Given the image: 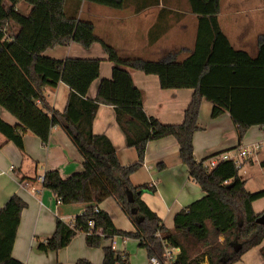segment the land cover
I'll use <instances>...</instances> for the list:
<instances>
[{"label": "trees", "instance_id": "1", "mask_svg": "<svg viewBox=\"0 0 264 264\" xmlns=\"http://www.w3.org/2000/svg\"><path fill=\"white\" fill-rule=\"evenodd\" d=\"M23 1L30 7L27 15L17 11L18 0H0V109L17 121V125L11 126L0 118V135L23 152L26 133L46 144L51 129L60 128L80 155L82 171L66 179L56 170L48 171L42 177V185L62 205L86 206L81 215L69 222L57 219L52 236L40 242L37 249L44 254L58 252L81 233L88 248L102 249L101 264H128L126 254L111 246H101L103 241L118 236L137 241L148 260L156 257L162 262L164 243L180 250L173 264H235L261 245L264 226L256 223L260 215L253 212L252 203L264 197V189L248 191L233 161H219L211 170L204 168V162L236 151L251 127L264 128V36L258 39L257 56L251 58L234 50L221 32L220 0H186L196 19L190 55L183 61L123 59L97 39L91 22L77 19V10L85 1L118 11L123 9L125 0ZM70 43L85 49L100 43L113 64L111 79L100 82L94 100L87 99V92L99 77V60L61 61L43 56L49 49ZM126 68L156 76L162 90H192L183 122L166 126L148 117L141 92L133 85ZM59 83L70 90L66 106L62 113H48L44 89L55 88ZM203 101L212 104V119L229 114L238 145L197 162L193 135L199 130L197 121ZM101 105L113 108L126 147L137 154V162L129 167L120 165L106 136L93 133V121ZM167 137L177 142L181 163L204 194L174 215L171 229L165 228L141 200L143 193L152 194L154 189L134 186L130 181L131 175L143 166L147 144ZM260 166L264 168V161ZM108 199L133 224L134 232L118 230L106 212H95ZM25 208L19 197L12 196L0 209V264H22L11 254ZM89 222L93 228L86 234ZM97 229H101L103 238L95 234ZM237 245L240 250L234 252ZM261 255L264 259V248ZM75 264L92 263L78 259Z\"/></svg>", "mask_w": 264, "mask_h": 264}, {"label": "crops", "instance_id": "2", "mask_svg": "<svg viewBox=\"0 0 264 264\" xmlns=\"http://www.w3.org/2000/svg\"><path fill=\"white\" fill-rule=\"evenodd\" d=\"M250 1L220 0L218 23L234 50L255 58L258 39L264 36V4L262 0H257L255 7L246 8ZM181 4L185 5L186 1L125 0L123 9L116 11L100 6L93 8L82 1L77 10V19L87 21L86 19L94 18V35L112 47L123 59L183 61L194 48L196 19L186 6L181 12L178 7ZM16 9L22 15H27L30 11L23 0L17 2ZM43 56L61 61L67 58L99 60V77L89 87V100L95 99L102 80L111 79L113 64L108 61L100 43H95L88 49L70 43L49 49ZM125 70L135 88L141 92L143 110L148 117L166 126L180 125L183 122L192 90H162L156 76L129 68ZM69 91L63 83L55 88L44 89L48 113L63 112ZM212 107L207 101H203L200 107L197 121L199 130L193 135V155L197 162L238 145L236 128L229 114L223 113L212 119ZM0 118L11 126L17 125V121L3 109H0ZM92 130L95 135H104L109 139L123 168L137 162L135 150L126 147L125 137L116 124L112 107H99ZM253 145L259 147L257 154L253 158L242 160V167L238 172L250 192L264 189V168L260 166L264 161V128L251 127L239 148H250ZM230 155H235V152H230ZM53 170L58 171L62 179L82 171L80 155L60 128L51 129L46 144L31 133H26L23 137V152L12 143H7L0 135V209L12 196L19 197L26 204L20 215L11 254L13 259L22 264H75L78 259L101 264L102 249L88 248L85 245V235L81 233L58 252L44 254L37 249L40 242L52 236L57 219L69 222L81 215L86 207L81 204L62 205L51 191L43 187L40 178ZM130 181L134 186L146 185L154 189L152 194L143 193L141 200L167 229L173 227V218L178 211L204 196L190 179L186 166L181 163L177 142L172 137L147 144L143 166L131 175ZM98 209L110 216L118 230L128 233L135 231L133 224L113 200L104 201ZM252 209L256 215L263 214L264 197L253 202ZM115 239H120L121 242H115L114 250L125 251L129 238L123 240L118 236ZM101 246H112L111 241H103ZM263 248L264 240L235 264H264L261 255ZM125 254L128 258V254Z\"/></svg>", "mask_w": 264, "mask_h": 264}, {"label": "built area", "instance_id": "3", "mask_svg": "<svg viewBox=\"0 0 264 264\" xmlns=\"http://www.w3.org/2000/svg\"><path fill=\"white\" fill-rule=\"evenodd\" d=\"M19 1V0H18ZM258 145H253L250 148H238L235 152V155H230L229 153H223L219 156H215L212 157L208 160H206L204 162V168L206 170H211L212 168L215 167V165L219 162V161H233L235 166L240 169L242 167V160L244 159H249V158H253L256 154H257V150H258ZM40 181L42 182V178H40ZM98 208L95 209V212H98ZM93 228V223L89 222L88 223V230L86 232V234H90L91 233V229ZM95 234L97 236H99L100 238H103V234L101 229H97L95 230ZM115 238H111V247L113 249H115ZM123 240H125V238H122ZM163 254H162V262L161 260H159L156 257H151L149 259V264H173L174 260L176 258V256L179 254L180 250L178 248H170L168 247L166 244L163 243ZM120 253L125 254V251L122 250L120 251Z\"/></svg>", "mask_w": 264, "mask_h": 264}, {"label": "rangeland", "instance_id": "4", "mask_svg": "<svg viewBox=\"0 0 264 264\" xmlns=\"http://www.w3.org/2000/svg\"><path fill=\"white\" fill-rule=\"evenodd\" d=\"M186 1V0H185ZM257 0H251L250 4L248 3L245 7H255ZM89 6H92L93 8H98V5H92L90 4ZM184 6L188 7L187 2L185 5L181 4L178 6L180 8V11L183 12ZM102 6H100L101 8ZM106 8V7H105ZM87 21H91V23L94 21V18L86 19ZM121 242L120 239H115V242ZM125 253L128 254V264H149V260L146 257V253L144 252L143 249H139L137 246V243L135 240L129 239L125 245ZM122 248V249H124ZM116 249V248H115ZM120 249V248H118Z\"/></svg>", "mask_w": 264, "mask_h": 264}, {"label": "water", "instance_id": "5", "mask_svg": "<svg viewBox=\"0 0 264 264\" xmlns=\"http://www.w3.org/2000/svg\"><path fill=\"white\" fill-rule=\"evenodd\" d=\"M256 223L259 225L264 226V213L262 215H260L257 219H256ZM234 252H238L240 250V246H234L233 247Z\"/></svg>", "mask_w": 264, "mask_h": 264}]
</instances>
